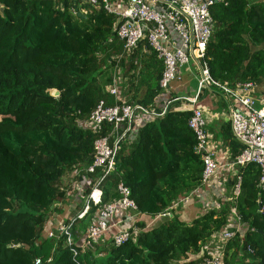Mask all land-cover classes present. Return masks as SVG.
<instances>
[{
  "label": "trees",
  "instance_id": "1",
  "mask_svg": "<svg viewBox=\"0 0 264 264\" xmlns=\"http://www.w3.org/2000/svg\"><path fill=\"white\" fill-rule=\"evenodd\" d=\"M78 4L0 0V264H35L37 259L42 264H181L190 255L197 257L204 243L227 225L230 205L190 223L178 215L152 229L137 223L140 232L119 247L109 235L88 244L83 239L79 245L78 226L86 221L88 226V219L76 222L72 246L66 237H43L50 218L60 212L59 203L66 201L67 176L77 169L83 174L92 163L94 142L104 133L81 123L100 101L115 103L106 87L117 65L114 57L123 53L117 17L96 9L89 17L75 15ZM211 13L215 29L205 60L212 78L229 85L251 81L264 88V0H219ZM128 63L134 71L128 102L154 106L162 62L143 42L120 66ZM142 89L145 94L139 98ZM50 90H58L60 96L52 97ZM191 116V111L172 106L162 119L145 123L136 138L123 145L116 173L102 182L103 204L119 198L117 186L122 182L130 188L138 211L155 218L198 189L203 163L194 152ZM213 129L208 126L234 161L243 146L233 136L230 122L223 123L217 135ZM240 176L241 193L234 208L247 231L229 242L224 264H236L240 253L245 258L241 264H264L261 172L247 165L240 168ZM108 239L100 256L96 247ZM197 260L183 264H202Z\"/></svg>",
  "mask_w": 264,
  "mask_h": 264
},
{
  "label": "built area",
  "instance_id": "2",
  "mask_svg": "<svg viewBox=\"0 0 264 264\" xmlns=\"http://www.w3.org/2000/svg\"><path fill=\"white\" fill-rule=\"evenodd\" d=\"M77 1L78 7L73 9L75 15H80L79 6H84L86 14L87 10L91 12L96 9L117 17L115 29L123 43V53L114 57L117 65L113 71L112 82L106 87L115 103L107 105L104 100L100 101L90 117L81 123L85 129L104 133L94 142L92 163L84 169L83 174L77 169L67 176L70 182L66 179L69 185L66 200L80 197L82 200L78 206L81 205V210L74 217L66 219L69 222L63 221L55 227L45 229L46 238L66 237L67 244L72 246L75 243L73 228L78 220L85 219L89 220V224L84 244H88L90 240L97 242L100 237L109 235L113 244L119 247L140 232L135 227L141 213L131 199L130 188L120 182L117 186L119 198L103 204L101 184L116 173L123 145L133 141L145 123L162 119L178 103L185 105L176 108L177 110L192 112L188 125L196 136L194 152L203 163L201 186H212L222 163L211 142L206 114L198 106L202 91L219 95L229 106L233 136L243 146L232 166L258 167L261 172L258 188L264 191V88L251 81L237 82L234 85L217 82L212 78L205 60L206 49L215 29L211 9L219 0ZM143 42H147L164 67L159 81V95L155 105L149 107L128 102L123 93L126 80L121 77L120 63L122 60L129 61ZM144 52L146 53V49ZM191 61L200 73L198 95L195 98L170 97L174 85L182 79V69L188 66L186 72L191 73ZM77 177L78 182H75ZM81 185L85 186L82 192ZM241 186L242 177L238 176L234 190L236 199L241 193ZM89 188L91 191L86 194ZM197 191L199 190L196 189ZM179 204L180 201L175 203L164 215L168 216ZM93 208H96L94 212ZM231 216L240 220L236 210L232 211ZM236 235L232 224L228 222L204 243L197 259H202V264H224L227 245ZM74 254H78L76 250ZM50 261L51 259L48 260ZM35 264H42V260L37 259Z\"/></svg>",
  "mask_w": 264,
  "mask_h": 264
},
{
  "label": "rangeland",
  "instance_id": "3",
  "mask_svg": "<svg viewBox=\"0 0 264 264\" xmlns=\"http://www.w3.org/2000/svg\"><path fill=\"white\" fill-rule=\"evenodd\" d=\"M80 8V13L82 17H89L91 15V12H89V10H87V14L85 13L86 10L84 8V6H79ZM81 17V18H82ZM131 60V58L129 59V61ZM136 65H138V62L135 61ZM193 61H191L190 65L191 66V73L186 72V68L188 66H185L182 69V79L181 81H179L178 83H176L174 85V90L171 91V93L169 94L170 97H189V98H195L198 95V91H199V87H198V83H199V77H200V73L198 72V70L196 68L193 67ZM122 68V76L123 79L126 80V83L123 87V93L124 96H128L127 92H128V84L130 82V80L132 79L133 75H134V71L133 69L130 68L129 63L128 64H123L121 66ZM114 73V72H113ZM145 89L141 90L140 96L139 98L143 97V91ZM131 96V95H130ZM199 98H198V106L200 107H209L212 111L216 110H222V109H226L227 107L223 104L221 98L219 96L214 95L213 93H209L207 91H202L199 94ZM186 103V102H185ZM183 105H185L184 103H178L173 105L174 108H178V107H182ZM227 123V122H225ZM233 161L228 159L226 163H222V167L221 170L219 172L220 176L219 178L217 177V179L215 180V183L210 186V187H198L199 194L200 195H207V200L205 202H200V200L197 197V194H193L194 192H196V189L193 190L192 192L183 195L180 198V205L176 206L175 209H173L171 212H169L167 215L171 216L172 218L178 214L175 213H179L182 209L187 210V217L185 218L186 221L189 223L192 222L194 219L204 215L205 213H207L208 211L211 210H219L221 207H224L225 205H230L231 210L230 212L232 213V211L235 210V201H236V197L234 195V190H235V183L237 181L238 176H240V168H236L232 166ZM67 182H70V178L67 179ZM75 182H78V177L75 179ZM71 184V183H70ZM81 191L85 190V186L81 185ZM81 198L78 197L77 199L75 197H73V199H68L65 201V206L67 205L68 207L70 206L69 209V216L68 218H72L74 217L77 212L79 211L80 206H78L81 203ZM68 202V203H67ZM195 203L196 209H193V204ZM60 211V208H58ZM191 211V212H190ZM166 215V214H165ZM185 215V214H184ZM54 216V215H53ZM50 218V221L48 223V226H46L47 228L50 227H55L57 226L59 223H62L63 221L61 220H57L55 217ZM64 219V218H63ZM166 219H168L166 216L162 217L161 219H159L157 221V224L165 221ZM66 220H64L65 222ZM228 222H230L232 224V230L234 231V233H241V234H245V232L247 231V227L242 224L240 222L239 219L232 217L230 215ZM87 224V221L85 223H83L82 225L78 226V229L80 230V236L79 238H76V242L80 245L81 242H83L84 237H82V231L84 230L85 226ZM84 225V227L82 228V226ZM77 233V232H76ZM47 234L44 233L43 237L46 238ZM74 240V241H75ZM110 240H106V242H102L104 244H100L99 247H96L95 252L100 253V256H104V250L106 249V247L109 245ZM100 251V252H99ZM244 255L242 253H240L238 255V259L236 261V264H241V261H243L245 258H243ZM231 260V259H230ZM189 261H198L197 257L192 255L189 256V260H182L180 263H188Z\"/></svg>",
  "mask_w": 264,
  "mask_h": 264
},
{
  "label": "crops",
  "instance_id": "4",
  "mask_svg": "<svg viewBox=\"0 0 264 264\" xmlns=\"http://www.w3.org/2000/svg\"><path fill=\"white\" fill-rule=\"evenodd\" d=\"M143 94H145V90L143 91ZM226 107H227L226 109H222L219 111H216V110L212 111L209 107H202L205 114H206V117L208 119V123H209L208 126L214 128L213 129L215 132L214 135H217L219 133V130H220L223 123L229 122V118H230L229 106H226ZM210 136H211V142L213 144V147L216 149V151L218 153L219 160L221 161V163H223V162L226 163L227 160L231 158L230 150L225 146L224 143L222 144V142H218V140L217 141L214 140V136L212 133H210ZM219 176H220V174L217 177L219 178ZM199 191H197L195 194H197V197L200 200V202H205L208 198L207 195H204V196L200 195ZM58 207L60 208V212H58L57 214L55 213L53 217H55L58 221L59 220H61V221L66 220L67 217L69 216L70 206L69 207L67 205L65 206V201H64L63 203H59ZM192 207H193V209H196L195 203L193 204ZM187 213H188L187 210L182 209L179 213L177 212L175 214H178L179 219L181 221L189 223V221L187 222L185 219L187 217ZM162 217H165V215L163 214V215L157 216L155 218H152L148 215L141 214L137 220H138V223L144 224L146 229H152L153 227H155L157 225V221L159 219H161ZM166 217L168 219L172 218L171 216H166ZM190 256H192V255H190Z\"/></svg>",
  "mask_w": 264,
  "mask_h": 264
},
{
  "label": "water",
  "instance_id": "5",
  "mask_svg": "<svg viewBox=\"0 0 264 264\" xmlns=\"http://www.w3.org/2000/svg\"><path fill=\"white\" fill-rule=\"evenodd\" d=\"M79 16H81V14ZM50 94L55 98H58L60 96V92L58 90H50Z\"/></svg>",
  "mask_w": 264,
  "mask_h": 264
}]
</instances>
